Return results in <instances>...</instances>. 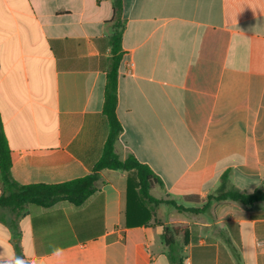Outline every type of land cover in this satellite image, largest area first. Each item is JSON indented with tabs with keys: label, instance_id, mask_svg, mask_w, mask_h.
Listing matches in <instances>:
<instances>
[{
	"label": "crops",
	"instance_id": "0c3cea01",
	"mask_svg": "<svg viewBox=\"0 0 264 264\" xmlns=\"http://www.w3.org/2000/svg\"><path fill=\"white\" fill-rule=\"evenodd\" d=\"M122 3L115 150L151 168L164 203L128 227L130 173L103 170L81 207L0 208V264H264V203L207 205L225 173L228 189L264 192V0ZM112 18L113 0H0V116L18 183L84 178L102 157Z\"/></svg>",
	"mask_w": 264,
	"mask_h": 264
},
{
	"label": "trees",
	"instance_id": "16d2710c",
	"mask_svg": "<svg viewBox=\"0 0 264 264\" xmlns=\"http://www.w3.org/2000/svg\"><path fill=\"white\" fill-rule=\"evenodd\" d=\"M108 24L111 25V34L108 38L111 56L108 60L103 114L110 126V133L102 157L90 175L58 185H22L18 183L12 175L11 151L0 116V181L3 187L0 208L8 209L16 217L24 215L26 208L30 205L49 208L59 203H67L74 207H81L96 192L95 184L99 179V173L103 170L130 173L126 213L128 227L150 225L155 214V207L164 203L151 195V190L156 185L162 186L160 178L151 168L141 163L133 155L121 160L115 150V144L123 132V127L116 114L118 71L124 54L122 40L126 28V21L123 20L122 0H113V18ZM228 182L229 173H225L222 176L220 187L210 195L208 206L226 203L249 207L264 203L262 190L244 193L235 188L228 189L226 186ZM167 203L177 208L178 211L183 210L188 214L195 215L198 212V209H186L172 202ZM169 231V228L165 227L162 240L166 246L171 247L175 241L169 238ZM172 231L178 233L177 228H173Z\"/></svg>",
	"mask_w": 264,
	"mask_h": 264
}]
</instances>
